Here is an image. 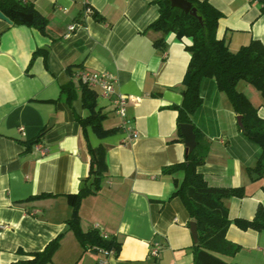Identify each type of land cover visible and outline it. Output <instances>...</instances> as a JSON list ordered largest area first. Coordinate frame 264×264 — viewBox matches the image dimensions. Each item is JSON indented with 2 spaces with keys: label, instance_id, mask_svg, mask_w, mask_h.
Listing matches in <instances>:
<instances>
[{
  "label": "crops",
  "instance_id": "crops-1",
  "mask_svg": "<svg viewBox=\"0 0 264 264\" xmlns=\"http://www.w3.org/2000/svg\"><path fill=\"white\" fill-rule=\"evenodd\" d=\"M47 22L45 35L0 20V264L29 259L62 235L49 264H194L188 214L171 199L173 181L162 168L183 162L185 147L177 135L175 111L182 101V80L190 39L165 37L160 56L153 46L158 34L143 32L159 16L162 0H22ZM207 1L221 14L216 38L237 52L252 40L264 45L261 0ZM89 6L96 17H84ZM80 25L65 38L68 27ZM48 51L44 61L32 54ZM80 72L107 74L117 93L129 98L126 115L138 137L120 129L121 120L98 89L97 106L105 129L117 134L99 139L78 118L88 113L77 96L69 105L61 88ZM73 75V76H72ZM237 90L264 119V99L240 82ZM202 105L192 117L208 142L205 163L198 168L211 187L244 188L242 199L226 200L230 220H252L264 209V181L252 182L246 169L261 154L242 135L213 79L200 86ZM42 134L39 143L26 144ZM103 146L107 173L100 191L82 200L80 228L98 229L120 244L117 256L84 250L67 231L71 215L67 195L76 194L88 176V148ZM43 152L45 153L43 155ZM229 242L240 247L232 264H264V231H241L233 224ZM158 247L157 256H152Z\"/></svg>",
  "mask_w": 264,
  "mask_h": 264
},
{
  "label": "trees",
  "instance_id": "trees-1",
  "mask_svg": "<svg viewBox=\"0 0 264 264\" xmlns=\"http://www.w3.org/2000/svg\"><path fill=\"white\" fill-rule=\"evenodd\" d=\"M196 9L202 24L189 14L171 8L168 0L157 2L158 18L143 32L158 34L153 40L156 52L162 56L166 50L165 37L173 33L178 40L190 39L191 45L185 50L190 54V60L182 80V101L179 106L170 109L175 111L177 135L182 139L180 126L189 125L195 135L196 148L185 154L183 162L162 168L161 174L172 176L181 174V180H174V191L171 199L178 198L186 210L189 220L194 222L197 231V241L192 246L194 264H232L228 260L235 257L240 247L229 242L226 238L231 224L241 231H264V209L258 207L252 220H230L225 201L232 198L242 199L244 188H218L208 185L204 176L198 173V168L205 161L209 150L208 142L194 126L192 117L202 105L200 86L204 79H213L218 92L226 100L229 109L241 118L240 132L248 140L256 144L261 154L255 164L246 169L252 182L264 181V119L258 116L250 101L237 90L240 82L254 87L264 99V45L252 40L247 46L232 52L216 38L218 21L221 14L207 1L185 0ZM262 5H264V0ZM261 12L264 13V6ZM0 13L7 18L14 27H27L45 35L47 22L32 4L22 0H0ZM92 16L96 17L92 11ZM48 51H35L30 59L28 68L37 57L45 61ZM73 76V75H72ZM77 90L73 84L61 88L60 94L71 105L79 96L83 108L88 115L78 118L82 129L90 128L99 138L104 139L117 134L118 129H105L103 122L106 117L97 106V94L88 85L77 80ZM42 134L26 144V151L39 143ZM89 170L88 176L80 183L76 194L67 195L71 207V215L66 222L67 231L71 232L84 250L114 251L119 254L120 244L114 238L103 239L97 230L84 233L80 228L79 209L82 200L100 191L107 173L106 151L103 146L88 148ZM62 235L49 242L42 252L34 253L28 260L13 264H49L59 248Z\"/></svg>",
  "mask_w": 264,
  "mask_h": 264
},
{
  "label": "built area",
  "instance_id": "built-area-1",
  "mask_svg": "<svg viewBox=\"0 0 264 264\" xmlns=\"http://www.w3.org/2000/svg\"><path fill=\"white\" fill-rule=\"evenodd\" d=\"M92 10L89 6H86L84 9V17H91ZM81 25V24H80ZM71 25L68 27V33L65 35V38L68 37L71 33L76 31V28L80 26ZM76 79L80 80L82 83L88 85L92 89H98L101 95L110 101L113 111L121 120L120 129L123 130L129 136V140H134L138 137L137 132H135L130 124V121L127 119L126 110L129 99L134 100L133 98H129L125 95L119 94L115 90L116 80L107 74H95V73H84L80 72L76 75ZM45 153L43 152V155ZM99 231L100 235L103 239H108V236L103 234L102 231L98 229H94ZM159 251L158 247L153 248L151 251L152 256H157ZM97 253L101 254L104 257L115 256L114 251H104L97 250Z\"/></svg>",
  "mask_w": 264,
  "mask_h": 264
},
{
  "label": "water",
  "instance_id": "water-1",
  "mask_svg": "<svg viewBox=\"0 0 264 264\" xmlns=\"http://www.w3.org/2000/svg\"><path fill=\"white\" fill-rule=\"evenodd\" d=\"M168 1L170 3L171 8L179 9L183 11L185 14H189L190 16L197 18L200 24L203 25L201 18L197 16L196 9L192 8V5L190 3H188L185 0H168ZM0 20L11 25L10 21L7 18H5L1 13H0ZM237 125L238 127H241L240 117H237ZM180 132L183 139L182 142L185 147V154H189L196 148L195 135L192 131V127L189 125H181ZM189 229L193 242L195 243L197 241V231L194 222L190 223Z\"/></svg>",
  "mask_w": 264,
  "mask_h": 264
}]
</instances>
